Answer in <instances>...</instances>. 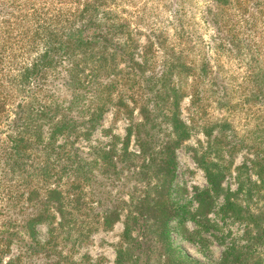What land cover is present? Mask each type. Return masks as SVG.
I'll return each mask as SVG.
<instances>
[{
    "label": "rangeland",
    "instance_id": "374dc122",
    "mask_svg": "<svg viewBox=\"0 0 264 264\" xmlns=\"http://www.w3.org/2000/svg\"><path fill=\"white\" fill-rule=\"evenodd\" d=\"M82 1L0 0V86L10 91L5 107L9 118L14 116L18 103L23 101L22 97L25 95L16 92V84L12 80L16 81L22 67H28L42 50L43 41L38 38L33 41L35 31L41 27L51 28L62 19L69 18L80 7L78 2ZM114 2V9H125L122 15L129 19L140 45H144L148 39L155 43L161 41L156 36L163 32L166 37L165 49H172L169 54H180L185 61L194 63L192 73L179 68L177 72L181 73L175 72L171 77L173 86L178 90L179 97L175 104L178 118L189 127V137L179 146L171 148L174 160L171 176L163 163L155 168V164L149 161L150 151L143 153L142 150L147 148H141L140 143H155L158 149L172 139V128L167 115L174 111L175 105L171 102L157 104L156 101L153 102L147 88V94L140 95L135 91L137 87H125L123 90L121 99L128 109L120 106V102L115 105L119 101L117 95L120 87L113 90L112 97L115 99L110 108L88 135H82L76 140L72 137L73 147L59 149L64 142L57 137L54 142V153L57 155L53 157L58 159L57 163L69 165L76 172L70 168L65 172L61 171L49 182L43 183L42 187H56L65 192L72 181L82 183L80 190L75 192L79 199L73 206L76 209H71L78 220L69 225L73 235L64 237V244L71 257L69 263L114 264L117 245L124 230L123 220L130 213H135L137 197L145 195L152 199L158 196V185L161 187V201L166 199V188L169 186L168 197L180 209L178 215L167 224L170 246L198 264H217L226 248L243 247L249 235L259 233V227L255 228L245 219L250 213L264 212V200L261 196H254L252 204L247 197L243 201L245 197L239 192L241 185L259 183L253 162L264 155V112L250 97L254 85L264 81V36L254 37L260 39L257 42L260 49L249 52L250 46L247 45L253 42L248 39L253 37L244 35V27L242 29L241 23H238L243 19H256L255 22L260 26L264 23V10L260 16L251 18L256 11L255 7H258L255 6L256 0L249 1L245 17L238 11L236 0H227L225 4L224 0ZM179 15L183 16L188 41L187 44L181 43L182 53L175 46L173 33L177 26L176 17L179 18ZM223 22H229L228 25L232 28L235 24L232 36L237 40L231 54L229 47L221 42L226 34L220 32L218 26ZM135 55V60L139 62L140 47ZM147 57L156 66L145 78L158 76L161 64L173 61L161 51L156 54L148 52ZM200 63H206L210 68V73L201 78L198 66ZM249 75L253 77L251 84L248 82ZM54 77L55 79L53 75H48L45 86L55 92L53 102L62 104L68 96L60 88V79ZM213 77L217 83H221L223 89L214 88ZM34 83L31 85L32 90ZM149 83L154 85L155 79H151ZM129 95L136 99V106L129 100ZM193 95L198 97L197 100L192 101ZM144 105L146 114L139 110ZM143 115H146V119ZM3 130L0 132V147L6 137V130ZM82 131L83 128H79L77 134ZM102 152L110 155L117 164L116 169L108 167ZM88 167L92 168L96 177L85 181L81 173L88 171ZM204 168L220 175L217 192L212 191ZM10 182L14 183L16 180ZM23 189L20 186L19 191ZM203 194L208 195L200 197ZM227 196L244 206V212H241L239 218L236 214L224 212ZM110 209L117 210L119 220L111 228L104 230L98 218ZM260 230L263 231V227ZM88 231L89 237L83 243L72 244L80 232ZM35 232L37 241H46L45 225H37ZM140 233V229L136 228L132 236L139 238ZM145 233L147 237H152L148 231ZM161 244L162 240L159 238L149 243L152 254L148 264H162L158 255L161 254ZM257 251L261 253L264 249L260 247ZM16 256L17 250L12 247L0 264H6Z\"/></svg>",
    "mask_w": 264,
    "mask_h": 264
},
{
    "label": "trees",
    "instance_id": "16d2710c",
    "mask_svg": "<svg viewBox=\"0 0 264 264\" xmlns=\"http://www.w3.org/2000/svg\"><path fill=\"white\" fill-rule=\"evenodd\" d=\"M226 1L224 0V4ZM249 1L251 0H242L240 3L236 0L242 17L248 12ZM78 3L80 7H77L69 18L62 19L51 28L41 27L35 31L33 41L35 42L37 38L42 40V50L28 67H22L18 74L19 78L16 77V81L12 80L16 84V92L20 95L25 94L12 118H9L5 111L10 91L0 86V132L6 130L3 146L0 147V263L3 256L15 247L17 256L6 264L35 262L73 264L69 263L71 257L64 244V237L69 238L73 235L69 225L71 222H77L78 217H74L76 213L71 212V209H76L73 206L79 199L75 192L80 190L82 183L72 181L70 188L65 192L56 187L53 189L42 187L43 183L49 182L53 176L70 168L64 163H57L58 159L53 157L57 155L54 153L55 140L57 137L62 138L64 143L58 148L65 150L67 146L73 147V136L76 140L82 135H88L110 108L115 99L112 93L117 87H120L117 95L119 101L115 102V105L120 102V106L126 109L128 107L121 99L125 87L129 89L137 87L135 91L140 95L147 94L148 89L153 102L156 101L157 104L171 102L175 105L179 96L171 77L175 72L181 73L177 72L179 68L191 73L193 70V62L185 61L180 54L178 56L169 54L172 49L170 51L165 49L166 37L163 32L156 36L161 38V41L155 43L148 39L144 45H140L129 19L122 15L125 9L120 11L114 9V0H83ZM255 6L258 7H255L256 11L251 18L263 13L264 0H256ZM255 20L243 19L238 22L241 23L242 29L244 27V35L253 37L248 39L249 42H253L247 45L250 46L249 52L260 49L257 46L260 39L254 37L264 36V23L260 27ZM176 22L177 26L173 30L175 46L182 53L181 43L188 42L187 29L183 16L176 17ZM228 23L223 22L218 29L226 34L221 42L229 47L231 54L237 39L232 36L235 24L232 28ZM139 47L141 55L138 62L135 60V53ZM158 51L163 55H169L173 61L162 62L161 73L158 76L145 78L156 66L150 63L147 54L148 52L156 54ZM198 66L200 78L210 73L206 63H200ZM48 75H53V79L54 76L59 78L61 90L67 93L68 97L62 104L53 102L55 92L45 86ZM151 79H155L154 85H150ZM213 82L214 88L223 89L215 77ZM248 82L253 83L252 75L248 76ZM33 83L34 90L31 88ZM37 93H40L39 97ZM250 97L264 112V81L254 85ZM128 98L136 106V99L130 95ZM197 98L193 95L192 101ZM145 107L146 105L139 108L143 114L147 112ZM167 116L172 128L170 132L173 135L172 139L160 145L158 149L155 143L143 142L140 145L141 148H147L142 150L143 153L150 151L149 161L155 164V168L163 163L171 176L174 171L171 148L179 146L189 137V127L179 120L176 105L174 111L169 112ZM143 117L146 119V115ZM149 120L153 121L150 118ZM79 128H83V131L77 134ZM101 155L103 160L108 162V167L116 169L117 164L107 152H102ZM253 168L259 183L241 185L239 189L245 197L243 201L247 197L252 204L254 196H261L264 200V155L253 162ZM70 169L76 172L75 168ZM87 169L88 171L81 173L85 181L96 177L91 167ZM204 171L212 191L217 192L220 175L212 173L207 168H204ZM12 180L16 182L11 183ZM20 186L24 187L23 191H19ZM156 186L159 189L158 196L152 199L145 195L137 197L135 213H130L129 217L123 220L124 230L117 245L114 264H148L152 254L149 243L157 238L162 240L161 254H158L162 264H198L170 246L167 224L171 218L178 215L180 209L168 197L169 186L166 188L167 197L163 201L161 187ZM207 195L203 194L200 197L205 198ZM223 210L236 214L239 218L241 212H244V206L227 196ZM119 216L116 209H110L98 218V222L100 221L102 229H109L119 220ZM245 220L255 228L259 227V233L249 235L243 247L226 248L217 264H264V251L261 253L257 251L260 247L264 249V212L250 213ZM37 225H45L47 228V239L43 243L36 239ZM260 227H263V231ZM136 228L141 231L140 239L132 236ZM147 228L149 230H146ZM90 231L80 232L72 244L83 243L89 237ZM146 231L152 237H147Z\"/></svg>",
    "mask_w": 264,
    "mask_h": 264
}]
</instances>
